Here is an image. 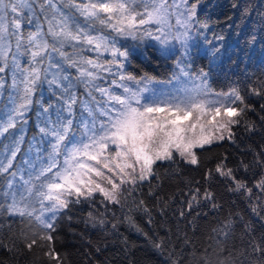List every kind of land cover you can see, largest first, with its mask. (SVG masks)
<instances>
[{
  "label": "snow or ice",
  "instance_id": "6c2138e0",
  "mask_svg": "<svg viewBox=\"0 0 264 264\" xmlns=\"http://www.w3.org/2000/svg\"><path fill=\"white\" fill-rule=\"evenodd\" d=\"M200 2L0 0V73H11L14 90L0 114V137L13 135L10 130L18 123L21 127L26 124V115L35 106L40 141L49 148L45 158H38L39 164L25 159L27 169L16 167L11 172L24 137H16L0 154V175L9 173L11 177L0 192V214L19 216L31 233L29 237L21 230L19 236L6 239L0 225V250L23 255L20 243L32 252L40 246L39 240H46L49 247L44 256L55 264H64V258L51 246L56 222L62 215L72 219L68 215L71 205L87 202L93 208L97 193L103 199L99 208L86 214V226L107 231L111 224L116 229L120 222L115 215L118 207L127 208L125 220L142 232L131 213L149 210L142 200L129 206L124 194L135 192L141 182L153 176L159 179L155 167L158 162L175 164L179 160L197 166L200 152L211 151L213 145L225 140L236 143L237 126L243 124L248 132L256 131L255 123L247 122L248 113L257 112L250 97L264 101V81L259 87H250L245 95L239 86L217 91L210 83V72L201 70L193 75L189 71L194 54L202 51L214 63L224 48L219 43L225 40L223 34L214 33V40L208 39L210 24L197 15ZM232 6L237 7L235 3ZM247 14L246 9L242 15ZM24 24L35 30L25 35ZM97 24L102 27L98 29ZM121 39L154 41L161 54L174 58L171 78L160 81L147 74L137 78L128 73L133 46L120 43ZM255 40L253 35L248 42ZM68 48L72 51H66ZM89 52L95 53V58L88 56ZM26 53H30V59L28 67H23L21 57ZM45 60L47 66L43 67ZM67 69H75L76 74ZM43 84L48 85L58 103L34 99ZM81 86L84 96L77 91ZM259 114L264 124V102L259 104ZM255 163L264 170V146L255 154ZM238 167L245 171L250 168L243 160ZM17 176L20 183H16ZM217 176L228 184L229 192L244 196L253 214L264 223V172L249 186L238 178L237 169L222 160L214 172L208 169L204 179L212 181ZM185 195L189 213L202 201L211 202L215 210L221 207L207 188L190 187ZM109 211L112 218L107 215ZM180 216H185L183 210ZM211 231L214 235H209L210 242L200 248L187 236L178 252L163 238L153 241L152 246L158 254L166 253L164 264H264V232L257 239L250 223H245L244 231L252 239L244 247L227 243L234 231L231 214ZM96 251L101 249L97 247Z\"/></svg>",
  "mask_w": 264,
  "mask_h": 264
},
{
  "label": "trees",
  "instance_id": "16d2710c",
  "mask_svg": "<svg viewBox=\"0 0 264 264\" xmlns=\"http://www.w3.org/2000/svg\"><path fill=\"white\" fill-rule=\"evenodd\" d=\"M234 3L237 5L235 8L232 6ZM246 9L248 14L242 15ZM197 15L210 24L211 30L207 32L209 40H214V33L224 35L225 40L219 42L224 48L214 63H210L202 51L199 55L194 54L190 69L203 68L210 72V83L215 90L228 91L232 86H239L247 95L250 87H259L260 81H264V0H201L197 7ZM22 28L25 35L31 31L27 24L22 25ZM253 35L256 40L250 44L248 41ZM48 39L50 40V37ZM137 49L138 53H132L130 57L131 63L127 65V70L133 71L136 75L147 74L159 78L169 72L172 66L171 59L150 45L139 44ZM139 54L142 57H139ZM29 59L30 53L21 57L23 67H28ZM0 81L4 83V87L0 88L1 111V107L8 103V95L14 94V90L11 87L10 72L0 73ZM77 91L80 94L82 86ZM34 99H41L45 104L58 103L56 96L45 84L38 87ZM262 102L264 101L256 96L250 97V103L255 104L257 112L248 113L247 122L255 123L256 131L248 132L243 124L237 126L236 143L225 140L213 145L211 151L200 152V163L197 166L179 160L175 164L158 162L155 167L159 179L153 176L150 180L141 182L135 192L131 194L125 192L124 196L129 206L134 207L142 200L143 207L149 210L131 213L135 224L143 230L142 232L137 231L125 220L127 208L121 210L118 207L115 215L120 222L116 229H112L111 224L107 231L86 226L84 223L86 214L99 208V201L103 199L98 193L97 203L91 209L87 202L71 205L68 215L72 219L69 220L67 216L62 215L56 222L55 231L51 233L54 237L51 246L64 258V264H164L166 253L158 254L152 246L153 241L159 242L163 238L169 248L174 245L178 252L187 236L197 248H200L210 242L209 235H214L212 228L230 214L234 220V231L227 240L229 246L235 244L237 247H244L252 239V236L244 231L245 223L251 224L252 234L259 239L264 232V223L253 214L247 199L238 193L229 192L228 184L222 182L218 176L212 181H206L204 175L208 169L214 172L216 164L223 160L228 167L237 169L238 178L246 180L249 186L259 179L264 170L256 165L255 154L264 146V124L261 123L259 114V104ZM35 114L36 107L33 106L26 115L28 122L24 124L21 151L30 137L35 139L37 133ZM13 131L14 129L10 130L11 133ZM9 136L5 134L0 137V149L9 143ZM21 151L13 164L16 163ZM241 160L249 164L248 171L238 167ZM8 174L0 175V192L3 191ZM190 187L207 188L213 193L216 203L221 206L219 210L213 209L211 202L202 201L189 213L185 203L188 197L185 193ZM2 201L3 197L0 196V202ZM112 207L109 205L110 209ZM99 210L103 211L102 208ZM182 210L185 212L184 217L180 216ZM107 215L112 218V211ZM20 220L19 216L0 214V225H3L2 232L6 239L8 236H19L21 230L31 236L27 225L22 224ZM190 221L192 223H189ZM143 233H147V236ZM38 245L40 246L34 247L32 252H28L23 243H20L23 255L13 256L0 250V264H55V261H49L43 254L48 249L49 242L39 240ZM97 247L101 249L100 252L96 251Z\"/></svg>",
  "mask_w": 264,
  "mask_h": 264
},
{
  "label": "rangeland",
  "instance_id": "374dc122",
  "mask_svg": "<svg viewBox=\"0 0 264 264\" xmlns=\"http://www.w3.org/2000/svg\"><path fill=\"white\" fill-rule=\"evenodd\" d=\"M77 15H78V13H77ZM42 19H43V18H41V20H42ZM80 20H81V22H83V17H80ZM27 26H29V25H27ZM29 27H31V31L35 30V29H34V26H29ZM96 27L99 29V28H101L102 26H100L99 24H97ZM46 30H47V25L44 24L43 31H46ZM104 31H105V32H109L110 30H108V29H104ZM112 35H115V33H112ZM50 40H51V37H50ZM120 43L125 44L126 46H133V51H132V53H138V51H137V50H138V49H137V45L140 44V45H150V46H152L157 52H159V53L161 54V52H160L159 49H158V46L156 45V43H155L154 41H150V40H149V41H145V42H143V43H140V42H138V41H133V40H131V39H127V40H123V39H121V40H120ZM85 47H87V46H85ZM13 50H14V41H13ZM66 51L71 52L72 49H71V48H68V49H66ZM87 55L90 56V57H92V58H95V53L89 52V53H87ZM139 57H142V55L139 54ZM108 58L111 59V57H108ZM171 63H172V66H171L170 70H168L169 72H168V73L165 72V73H167V74H166L165 76H163L162 78H159L158 76H152V75H149V76H151V77L154 78L155 80H160V81H165V80L170 79V78H171V74H172V72H173V70H174V58L171 59ZM46 66H47V61L45 60V63H44V65H43V67H46ZM65 67H67V66H65ZM201 70L207 72V71H206L205 69H203V68H196V69H193V70H191V69L189 68V71H190L193 75L199 73ZM67 71L70 72V73H72L73 75L76 74V73H75V69H67ZM163 71H164V70H163ZM127 72L130 73V74H132V75L137 76V78H140V77L144 76V75H136V74H134L133 71H129V70H127ZM73 83H74V81H73ZM45 86H48V85L45 84ZM133 86H134V85H133ZM153 87L161 88L162 85H153ZM217 91H219V90H217ZM80 95H81V96H84V95H85V92H84L83 87H82V92L80 93ZM96 95L98 96L99 94L97 93ZM9 97H10V96L8 95V97H7V99H8L7 102H8V103H7V104H9ZM7 104H4V105L1 107L2 110L0 111V114H2V111H3V109H4V106L7 105ZM77 115H79V110H77ZM34 121H35V124H36V126H37L38 118H37V115H36V114L34 115ZM23 131H24V124H23L22 127H21V125L18 123L17 128L14 129V131H13V135H14V136H13V137H12V135L9 136V137H10V138H9V143H8L7 145H11L12 142H13V140H14L16 137H19V136H21V135L23 136ZM6 139H8V136L6 137ZM35 139H36V140H35ZM35 139L32 138V137H30V138L28 139V141H27V142L25 143V145L23 146V149H22L21 153L19 154V157H18V159L16 160V163L14 164V168L11 169L10 172L16 170V167L23 168V169H27V168H28V165L25 164V162H24L25 159H29V160H32V161H36L37 164H39L40 160H42L43 158H45V157L47 156V153H48V151H49V148H48L47 143H42V142L40 141V137H39L38 129H37V133H36ZM4 152H5V146H4L3 148L0 149V154H3ZM9 155H10V153H9ZM38 158H40V160H38ZM23 175H24L25 178H27V172H26V171L23 173ZM7 179H11V177H10L9 174H8L7 177H6V180H7ZM20 182H21V181H20V178H19V176H17V177H16V183H20ZM6 186H7V185H6V181H5V183H4V185H3V190L6 188ZM37 207H38V205H37Z\"/></svg>",
  "mask_w": 264,
  "mask_h": 264
}]
</instances>
